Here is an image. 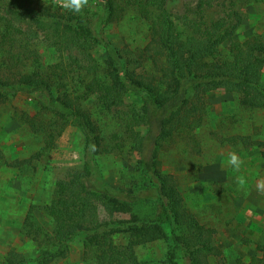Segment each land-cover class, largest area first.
Wrapping results in <instances>:
<instances>
[{
    "label": "trees",
    "instance_id": "trees-1",
    "mask_svg": "<svg viewBox=\"0 0 264 264\" xmlns=\"http://www.w3.org/2000/svg\"><path fill=\"white\" fill-rule=\"evenodd\" d=\"M5 1L0 0V24L4 25L0 47L8 48L5 59L9 65L0 71V107L10 96L40 93L44 110L50 111L53 119L47 112L23 113L21 119L44 138L43 149L14 160L0 149V164L35 169V161L56 148L58 137L71 123L85 140L84 163L57 180L54 198L42 207L53 221L52 231L46 232L39 223L34 206L24 219L23 232L41 250L37 263L51 264L68 257L73 241L82 242L85 264H179L180 256L187 264H210L212 256L223 260L214 239L216 230L189 209L177 177L162 168L160 155L162 149L191 137L203 126L212 91L237 89L242 106L264 109V38L254 35L244 41L233 40L229 44L231 57L221 55L222 45L242 25L237 1L228 6L222 2L227 7L225 14L208 22L205 12L217 0H197L181 16L180 25L173 0H105L108 24L121 21L135 8L150 24L151 33L144 48L121 57L125 63L110 56L103 75L94 55L101 40L86 16L65 11L54 0H38L40 5L34 0H13L12 7L3 9ZM24 25L30 26L27 32ZM40 31L61 60L47 69L24 72L25 62L37 57V52L29 49V39H35ZM21 35L28 41H20L17 50ZM69 84L82 91L76 93ZM122 87L129 88L138 101L127 102L120 94ZM92 97L98 107L119 119L121 132L114 133L110 142L86 104ZM238 138L230 140L236 144ZM92 144L96 151H89ZM250 145L262 147L264 159V141ZM112 153L137 159L139 174L128 185L113 186L105 180L96 157ZM143 204L150 205L152 211L143 212ZM120 236L127 241L117 242ZM160 240L169 245L165 260L138 257L139 246ZM257 246L264 252V236ZM27 262L23 253L12 250L4 264ZM238 264H264V255Z\"/></svg>",
    "mask_w": 264,
    "mask_h": 264
},
{
    "label": "rangeland",
    "instance_id": "rangeland-1",
    "mask_svg": "<svg viewBox=\"0 0 264 264\" xmlns=\"http://www.w3.org/2000/svg\"><path fill=\"white\" fill-rule=\"evenodd\" d=\"M37 5H40L38 0ZM45 3L47 0H42ZM230 1H237V9L243 14L242 25L236 35L222 45L221 55L231 57L229 44L233 40L244 41L260 35L264 38V0H217L208 8L205 16L208 22L225 14ZM48 2V1H47ZM197 0H173V12L181 25V16ZM13 0H6L4 6L12 7ZM40 7V6H39ZM189 7V8H188ZM2 9V11H3ZM105 0H89V5L80 14L86 16L92 28L101 40L94 50V55L102 69L106 60L113 56L125 63L127 54L137 52L150 41L151 26L140 17L135 8H130L125 17L116 23L106 22ZM25 32L30 29L24 25ZM4 25L0 24V34ZM28 41L26 35L18 37ZM30 41L29 49L37 52V57L26 61L24 72L38 68L47 69L61 60L59 53L46 41L44 33ZM8 48L0 47V71L9 65L5 57ZM5 59V60H4ZM264 82V74H263ZM70 88L76 91L77 87ZM70 89V90H71ZM82 91V90H81ZM80 90L76 93L81 92ZM120 94L127 102H137V96L127 87H122ZM56 93L53 95L55 101ZM41 94L26 96L20 93L10 96L0 107V149L10 160L24 159L41 151L44 138L32 132L29 125L21 119L23 113L35 115L50 111L44 110L45 101ZM92 97L88 102L101 131L110 142L114 133L121 132L119 119L98 107ZM145 132L146 128H142ZM239 137L234 144L230 137ZM189 138V139H188ZM181 138L178 143L162 149L160 158L162 168L175 175L189 209L206 226L216 230L215 243L222 250L223 260L212 256L210 264H238L239 260L251 261L264 255L258 250V242L264 236V195L258 194L256 184L264 179V159L262 147L250 145L255 141H264V109L247 108L240 104V92L237 89H219L208 94V113L202 127L194 131L191 137ZM247 141L249 144H245ZM237 151L244 164L239 173L224 166L228 153ZM86 159L85 140L80 129L69 124L58 137L57 146L47 150L41 159L35 161V169H17L0 164V264L12 250L24 254L26 264H38L40 247L23 232L24 219L32 206L39 223L46 232L53 229V221L43 210V206L54 198L57 180L63 178L73 167L81 166ZM137 159L126 158L116 153L97 155L105 180L113 185H128L136 176ZM242 175L246 179L243 186L235 182V177ZM143 212L152 211L151 206L143 204ZM127 238L120 236L117 242L125 243ZM169 249L166 240H160L136 250L140 259L165 260ZM185 254V250H182ZM51 264H85L84 248L80 241L69 245V255L58 258ZM179 264H187L180 256Z\"/></svg>",
    "mask_w": 264,
    "mask_h": 264
},
{
    "label": "clouds",
    "instance_id": "clouds-1",
    "mask_svg": "<svg viewBox=\"0 0 264 264\" xmlns=\"http://www.w3.org/2000/svg\"><path fill=\"white\" fill-rule=\"evenodd\" d=\"M54 3L65 11H71L73 14H81L84 8L89 5V0H54ZM89 151H96V145H90ZM243 164L244 160L240 154L237 151H232L228 153L224 166L230 167L233 171L239 173ZM235 182L243 186L246 184V179L242 175H237ZM255 187L258 194L264 195V179L258 181Z\"/></svg>",
    "mask_w": 264,
    "mask_h": 264
}]
</instances>
